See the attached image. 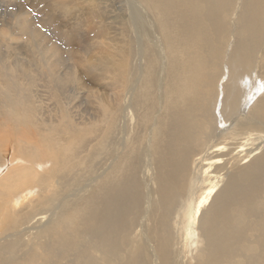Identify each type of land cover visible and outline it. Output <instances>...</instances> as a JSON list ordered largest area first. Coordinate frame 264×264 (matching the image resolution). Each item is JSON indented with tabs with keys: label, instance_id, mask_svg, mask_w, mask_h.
<instances>
[{
	"label": "bare ground",
	"instance_id": "1",
	"mask_svg": "<svg viewBox=\"0 0 264 264\" xmlns=\"http://www.w3.org/2000/svg\"><path fill=\"white\" fill-rule=\"evenodd\" d=\"M24 1L44 19L19 2L0 33V151L17 149L0 163V264H174L171 216L203 168L214 182L179 210L191 262L264 264V71L239 85L264 67V0H124L126 20L108 0ZM81 75L113 91L94 118L37 116L30 89L58 102Z\"/></svg>",
	"mask_w": 264,
	"mask_h": 264
},
{
	"label": "rangeland",
	"instance_id": "2",
	"mask_svg": "<svg viewBox=\"0 0 264 264\" xmlns=\"http://www.w3.org/2000/svg\"><path fill=\"white\" fill-rule=\"evenodd\" d=\"M54 1H56V0H54ZM63 1H66V0H63ZM19 2H24L26 4V8L28 10V16L27 17L29 19H32V20L34 19V21L36 22V23L34 22L35 24H37L39 22L38 24L40 25L43 22L44 15L43 16L39 15L36 10H34L31 6H29L30 3L25 2L24 0H0V33H2V32L5 33L4 31H6L8 27H10V26H8V24L11 25V27L15 26L16 7H17ZM125 2L126 1H124V0H108L107 11H109V13H108L109 16H112V15L117 16V14H122L123 16H125V20L128 19V16H127L129 14L128 5ZM84 7H86V6H84ZM102 7L103 6L98 4V5H96L95 10L96 9L99 10ZM74 9H75V7L72 10H74ZM72 10L69 14V16H71V17H69L70 19L68 17H67L68 19L64 17L66 19L65 22L67 21L69 24H71L75 20L76 15H77V13H75V11H72ZM100 10L103 11V9H100ZM111 12H113V13H111ZM51 14L54 15V14H57V12H55V10H54L51 12ZM39 16H41V17H39ZM72 18H74V19L72 20ZM122 18H123V22L122 21L121 22L125 23L124 17H122ZM17 21H18V19H17ZM41 30L43 32H46L45 28H43ZM9 32L10 31H7V33H9ZM13 33L17 34V32L14 31V32H10V35L12 36ZM7 38H9V36ZM16 42L17 41H14V39H13L12 42L10 41L8 43L11 44L13 48H15V44H17ZM18 42H21V41L19 40ZM21 44H23L25 46V43L21 42ZM0 45L4 49L6 48L3 46L4 41H3L2 37H0ZM23 45H19L17 47L20 48V46H23ZM21 49H22V47H21ZM9 50L10 49L8 48V51ZM18 51L17 50L15 51L13 49L12 50L13 53L11 52L12 57L14 56V53L16 54ZM27 51H29L28 47H27V49H24L20 53L21 57L24 56L23 53H29V55H30L31 52H27ZM17 54L19 55V53H17ZM255 67L256 68H254L253 72H251L248 77L247 76L242 77L239 81V85L241 86L242 91L244 90L245 95L249 91H253L255 88H257L258 84L260 83V78H261L260 76H261V73L264 71V67H259V66L258 67L255 66ZM81 77H82V79H81ZM79 80H80V82L82 80L85 86H83V88L81 86H77V88L75 90H73V93H71V94L67 93L68 94L67 98H63V96L60 97L58 102H57V100H52V98L50 96H47V94H45L43 92V89H41V87H38V86L35 87L34 86L32 89H30L31 91H29V92L32 95L31 103L35 104L34 108H36L37 116L40 114L39 117L44 118V119L55 118V117L61 118L62 115L58 111L56 104H66L67 103V104H72V105L75 104V106L77 107V109L75 110V113H74L75 115H73L77 122H83V121L86 122V120L94 118L97 114L96 112H98V107H97V103H96L95 99L98 100V98L99 99L101 98L100 100H103V98H105V99H108L109 97L112 98L113 91H111V89H109L107 87L106 82L101 80L99 75H96V76H92V75L90 76L89 75V76H85V77L81 75V76H79ZM254 80L257 81V84L255 86H253ZM226 81H227V78L225 76H222L219 79V81L217 82L216 88H215V101L218 97V92L220 91L219 90L220 87ZM93 94L95 95V97H93ZM119 135H121V134L119 133L118 136ZM92 137L93 138L91 139V142L87 145L86 149L82 150V153L79 154L80 159H87L92 154H95L96 150H95V148H93V145L95 144V140H97V142L101 140V136L96 137V139H94L95 136H92ZM14 144L15 143H13V141H12L11 146L9 145L10 147L7 146L6 144H4L2 150L0 151V158H1L0 163L7 162L8 160L10 161V160H12V158L14 156H16V150L17 149H16ZM99 152H101V151H99ZM104 157L102 159H96L93 162V164H94L93 166L97 167V168L101 167V165H103L105 162ZM49 165L50 164H46L45 166L49 167ZM4 168H5V166H4ZM211 170L212 169H210L209 170L210 172H208V170L206 171V169L203 168L200 171H197L196 172L197 174L195 173L192 176V180H194V181L191 183L188 182V184H186L185 193H184L182 199L179 201L180 205L178 204L176 209L172 213L171 220H170L171 221L170 233L172 236L174 235V237H172L173 238L172 242L174 245H172V247H171V254L174 256L173 257V263L174 264H182V263L183 264H194V262H191V259H190L191 253H189L188 250H186L183 246L184 238L182 235L181 228L184 225V221H183V218L180 216L179 212L181 211L182 206H184V205H186V203H188L189 199L197 201L199 197L203 196L204 191L211 185L212 182H214V180H212L210 182V180L213 179ZM203 171H204V173L205 172L206 173L204 174ZM208 173L209 174L211 173V174L209 175ZM206 174H207V176H206ZM138 181H139V185L141 186V191H142V192L140 191L141 192L140 194H145L146 189L144 187V176L141 172L138 173ZM186 183H187V181H186ZM142 197L144 198V195H141V198ZM178 229H180V230H178Z\"/></svg>",
	"mask_w": 264,
	"mask_h": 264
}]
</instances>
